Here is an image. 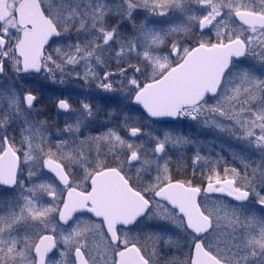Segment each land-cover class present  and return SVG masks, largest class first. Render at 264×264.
<instances>
[{"label":"snow or ice","instance_id":"obj_1","mask_svg":"<svg viewBox=\"0 0 264 264\" xmlns=\"http://www.w3.org/2000/svg\"><path fill=\"white\" fill-rule=\"evenodd\" d=\"M0 264H264V0H0Z\"/></svg>","mask_w":264,"mask_h":264}]
</instances>
